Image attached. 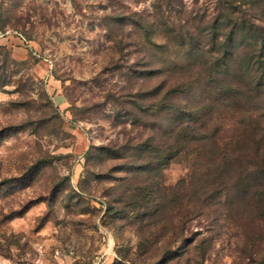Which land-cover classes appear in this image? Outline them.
<instances>
[{
    "label": "rangeland",
    "instance_id": "rangeland-1",
    "mask_svg": "<svg viewBox=\"0 0 264 264\" xmlns=\"http://www.w3.org/2000/svg\"><path fill=\"white\" fill-rule=\"evenodd\" d=\"M153 0H0V264H264L231 221L136 217L124 206L133 150L158 134L160 77L133 19ZM207 0H179L187 12ZM135 13L137 15H135ZM139 15V16H138ZM172 163L157 174L174 185Z\"/></svg>",
    "mask_w": 264,
    "mask_h": 264
},
{
    "label": "trees",
    "instance_id": "trees-1",
    "mask_svg": "<svg viewBox=\"0 0 264 264\" xmlns=\"http://www.w3.org/2000/svg\"><path fill=\"white\" fill-rule=\"evenodd\" d=\"M206 3L211 11L187 12L179 0H153L132 20L147 38V76L160 77L148 93L163 106L149 114L161 117L158 134L131 157L132 173L149 176L123 203L150 220L232 221L252 259L264 253V0ZM6 83L0 76V89ZM172 163L186 173L158 183Z\"/></svg>",
    "mask_w": 264,
    "mask_h": 264
},
{
    "label": "built area",
    "instance_id": "built-area-1",
    "mask_svg": "<svg viewBox=\"0 0 264 264\" xmlns=\"http://www.w3.org/2000/svg\"><path fill=\"white\" fill-rule=\"evenodd\" d=\"M2 264H68L58 251L51 258H37L31 260L7 261Z\"/></svg>",
    "mask_w": 264,
    "mask_h": 264
}]
</instances>
